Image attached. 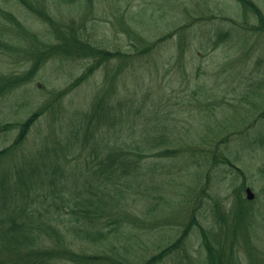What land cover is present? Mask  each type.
<instances>
[{
    "label": "rangeland",
    "instance_id": "374dc122",
    "mask_svg": "<svg viewBox=\"0 0 264 264\" xmlns=\"http://www.w3.org/2000/svg\"><path fill=\"white\" fill-rule=\"evenodd\" d=\"M255 1L264 12V0ZM102 7L105 11L99 12L84 3L71 13L60 12V18L66 28L74 18L89 45L100 42L133 58L116 56L78 81L89 60L52 56L32 81L1 95L0 149L12 147L20 124L40 112L24 143L4 157V166H23L25 154L37 142L54 144L66 137L73 118L91 111L103 91L110 90L103 105L115 122L107 125L110 135L133 128L135 136L168 141L164 148L175 153L149 157L158 163L156 170L146 172L136 186L145 190V201L134 205L145 220L136 230L140 243L157 239L145 256L173 243L196 212L218 244L240 256V264H264V254L255 256V249L264 251V31L249 28L257 23L255 16L237 0H108ZM16 11L31 32L44 38L40 43L51 36L47 22L21 8ZM240 24L245 26V44L216 38L221 29ZM17 36L13 32L0 48L2 73H23L34 66L39 49L30 34ZM146 48L152 49L145 53ZM6 123L12 125L4 128ZM248 187L254 198L246 200ZM121 207L131 212L133 201L125 200ZM241 214L245 216L237 227L235 218ZM75 247L98 249L90 240H80ZM114 251L137 264L145 258L133 243ZM179 251L181 259L169 254L161 264H207L198 228Z\"/></svg>",
    "mask_w": 264,
    "mask_h": 264
},
{
    "label": "trees",
    "instance_id": "16d2710c",
    "mask_svg": "<svg viewBox=\"0 0 264 264\" xmlns=\"http://www.w3.org/2000/svg\"><path fill=\"white\" fill-rule=\"evenodd\" d=\"M103 1L108 3V0H0V48L7 45L15 32L18 36L30 34L36 44L35 50L39 49L34 66L32 63L28 71L8 74L0 71V96L32 81L42 63L52 56L89 60L88 70L78 81L116 56L126 57L125 61L132 59L133 54L113 52L100 42L93 41L94 45H89L88 38L81 36L74 18L68 28L61 21L63 14L60 12L71 13L74 7L84 3L103 12ZM237 1L257 20L255 26L249 28L264 31V12L256 1ZM18 8L34 15L42 24L47 22L49 33L56 37V41L49 36L40 43L39 38H44L31 32V27L17 13ZM244 27L240 24L227 30L221 29L216 38L236 41L240 46L246 43L242 36L246 35ZM165 38L161 37L159 42ZM218 44L214 41L215 47ZM149 49L146 48L145 53ZM109 91H103L104 95ZM104 95L99 97L91 111H84L78 118H73L71 126L67 130L65 128L66 137L56 138L54 144L45 139L28 149L23 166H4V157L24 143L39 120L40 112L33 113L20 124V132L12 147L0 149V165L3 166L0 172V264H137L129 257L126 260L125 256H115L116 248L129 249L132 243L143 252L145 258L141 264H161L169 254L176 253L181 259L179 250L195 228H198L202 238L207 264H240V256L218 244V238L200 222L196 212L179 228L180 234L173 243L145 256V251L156 247L154 240L157 239H151L150 244L145 246L140 243L142 237L136 230L145 220L136 212L134 205L145 201V190L136 186L145 179L146 172L156 170L158 163H153L154 160H149V157H172L174 149L164 148L169 142L157 136L150 140L145 139L144 134L135 136L133 128L117 130L110 135L107 125L112 127L115 122L103 108L108 102ZM51 107V112L55 113L54 105ZM11 125L6 123L4 128ZM85 172L91 175L84 177ZM128 199L133 201L131 212L123 211L121 207ZM240 216L235 218L237 227L245 215ZM227 221L226 216L225 223ZM80 240H90L98 249L92 252L79 250L75 243H80ZM186 252L190 259V254ZM255 253L259 259L264 251L255 249Z\"/></svg>",
    "mask_w": 264,
    "mask_h": 264
},
{
    "label": "water",
    "instance_id": "95a60500",
    "mask_svg": "<svg viewBox=\"0 0 264 264\" xmlns=\"http://www.w3.org/2000/svg\"><path fill=\"white\" fill-rule=\"evenodd\" d=\"M246 191L248 193V198L250 199L254 198V193L252 192L250 187H248Z\"/></svg>",
    "mask_w": 264,
    "mask_h": 264
}]
</instances>
